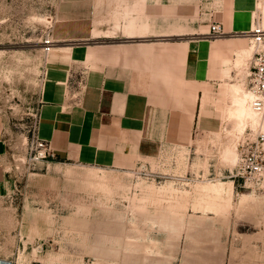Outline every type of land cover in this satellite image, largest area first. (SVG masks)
<instances>
[{
    "label": "rangeland",
    "instance_id": "rangeland-1",
    "mask_svg": "<svg viewBox=\"0 0 264 264\" xmlns=\"http://www.w3.org/2000/svg\"><path fill=\"white\" fill-rule=\"evenodd\" d=\"M63 2L0 0V122L13 181L0 194V259L264 264V171L252 179L237 175L248 148L264 162V111L256 123H241L231 115L236 102L227 92L233 82L251 94L252 33L239 35L235 54L244 50L245 57L216 84L205 124H195L189 145H167L127 165L62 160L45 155L38 125L43 102L60 93L68 104L82 89L84 63L59 82L49 70L54 52L66 42L61 38L86 32L85 8L70 15L80 21L66 25ZM90 11L92 32L104 36L103 23H115L131 10L124 0H96ZM47 34L54 40L50 50ZM228 147L235 153L228 155Z\"/></svg>",
    "mask_w": 264,
    "mask_h": 264
},
{
    "label": "crops",
    "instance_id": "crops-1",
    "mask_svg": "<svg viewBox=\"0 0 264 264\" xmlns=\"http://www.w3.org/2000/svg\"><path fill=\"white\" fill-rule=\"evenodd\" d=\"M129 12L92 32L88 17L96 0H64L62 12L85 8V34H67L49 62L55 82L83 65L82 89L66 104L56 94L39 109V137L62 160L127 165L152 157L167 145L187 146L195 124H205L216 84L244 58L236 53L242 32L256 18L264 26V0H124ZM118 12L114 16L117 18ZM68 19H70L68 21ZM214 21L220 36L207 32ZM234 58V59H233ZM228 73V74H229ZM228 82L227 92L230 86ZM6 142L0 122V194L13 188L5 166ZM0 264L9 261L0 259Z\"/></svg>",
    "mask_w": 264,
    "mask_h": 264
},
{
    "label": "built area",
    "instance_id": "built-area-1",
    "mask_svg": "<svg viewBox=\"0 0 264 264\" xmlns=\"http://www.w3.org/2000/svg\"><path fill=\"white\" fill-rule=\"evenodd\" d=\"M254 44H256V56L254 58V69L250 71L249 91L253 94V106L259 111H264V26L257 20V23L251 28ZM224 33V28L219 21L211 24L207 35L211 37L220 36ZM54 45V40L47 34L45 38V46L50 50ZM264 138V136L262 135ZM45 155L54 156V151L49 144L44 143ZM246 149V148H245ZM243 149V150H245ZM242 156V160L237 170V175L246 179L259 177L264 171V162L261 155L256 151H250L249 148Z\"/></svg>",
    "mask_w": 264,
    "mask_h": 264
},
{
    "label": "bare ground",
    "instance_id": "bare-ground-1",
    "mask_svg": "<svg viewBox=\"0 0 264 264\" xmlns=\"http://www.w3.org/2000/svg\"><path fill=\"white\" fill-rule=\"evenodd\" d=\"M229 94L230 96H232L233 100L236 102V105L230 108L231 115L236 116L239 119V121H241V123H244V124L248 120H250L252 124L256 123L259 120V116L261 112L263 111H259L254 108L252 93L250 94L248 91L244 89L243 86L239 85L238 83H233L230 86ZM231 147L227 148L228 155H232L235 153V150Z\"/></svg>",
    "mask_w": 264,
    "mask_h": 264
}]
</instances>
